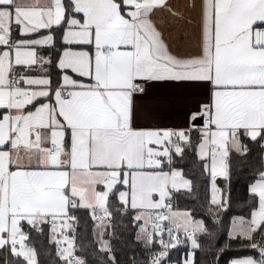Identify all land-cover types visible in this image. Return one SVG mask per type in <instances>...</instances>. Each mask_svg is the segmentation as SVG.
<instances>
[{
  "label": "snow or ice",
  "instance_id": "6c2138e0",
  "mask_svg": "<svg viewBox=\"0 0 264 264\" xmlns=\"http://www.w3.org/2000/svg\"><path fill=\"white\" fill-rule=\"evenodd\" d=\"M222 262L264 264V0H0V264Z\"/></svg>",
  "mask_w": 264,
  "mask_h": 264
},
{
  "label": "trees",
  "instance_id": "16d2710c",
  "mask_svg": "<svg viewBox=\"0 0 264 264\" xmlns=\"http://www.w3.org/2000/svg\"><path fill=\"white\" fill-rule=\"evenodd\" d=\"M201 193H202V195H207L208 194L204 189H201ZM228 259H229V257L226 256L224 258V261L226 262ZM222 264H224V262H222Z\"/></svg>",
  "mask_w": 264,
  "mask_h": 264
}]
</instances>
